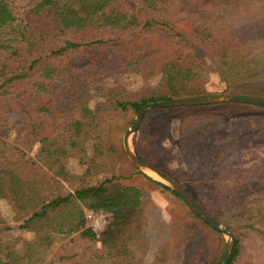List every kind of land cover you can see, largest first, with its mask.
I'll list each match as a JSON object with an SVG mask.
<instances>
[{
    "label": "trees",
    "instance_id": "trees-1",
    "mask_svg": "<svg viewBox=\"0 0 264 264\" xmlns=\"http://www.w3.org/2000/svg\"><path fill=\"white\" fill-rule=\"evenodd\" d=\"M255 1L40 0L20 8L14 0H0V199L19 220L1 225L0 216V264H171L162 220L153 239L148 236L149 192L108 174L119 146L108 134L109 121L147 102L206 94V60L217 66L222 92L264 94L247 88L264 81L261 59L250 45L264 44V28L256 39L248 34L249 23L262 21L242 23L236 17ZM117 72L139 74L143 86L131 92L107 85V76ZM227 104L264 111L247 103L206 105ZM255 114L240 116H261ZM219 119V114L181 116L179 148L199 149L197 143ZM70 155L84 165L81 172L67 170ZM60 182L71 190L55 192ZM229 187L224 183L221 189ZM193 199L226 224L214 204L220 203L217 197ZM84 209L105 216L99 232L86 225ZM14 228L33 235L24 239L11 233ZM73 233L81 245L66 242L51 252L55 236ZM241 250L235 238L228 264H252ZM211 264H220V255Z\"/></svg>",
    "mask_w": 264,
    "mask_h": 264
},
{
    "label": "rangeland",
    "instance_id": "rangeland-1",
    "mask_svg": "<svg viewBox=\"0 0 264 264\" xmlns=\"http://www.w3.org/2000/svg\"><path fill=\"white\" fill-rule=\"evenodd\" d=\"M14 1L20 8H29L40 0ZM167 11L176 12L171 6L167 7ZM263 11L264 0H256L246 9L236 13V17L242 23L248 20L262 21L261 24L249 23L248 28H252L248 31L251 40L259 36L257 34L260 28H264ZM250 45L256 48L255 53L261 59L258 67L263 70L264 44L257 42ZM206 69L209 74L206 94L227 93L221 91L222 87L218 83L217 66L206 60ZM115 83L123 85L127 91L134 92L141 89L143 79L136 73L117 72L108 75L106 84L110 86ZM247 88L258 89V92H261L264 90V81L248 84ZM250 95L264 98L263 93ZM188 113H196L198 116L211 114L220 116L210 136L205 135V140L197 143L199 149L179 148L178 121L181 116ZM245 113L247 115L257 113L261 116H255L250 120L240 116ZM135 115L132 110H128L109 121L108 134L111 133L112 141L119 142V146L111 158L114 170L108 174L113 173L121 178L120 181L136 184L149 192L150 203L146 220L148 236L153 239L159 231L156 225L162 220L168 234L164 244L172 251L171 264H211L219 255L221 262L223 235L203 224L171 189L170 191L155 184L153 181L156 180L138 169L128 159L122 146V136ZM130 142L140 159L156 166L179 182L182 187L185 185L187 189L183 188L188 194L187 190L192 192V196L189 194L192 199L199 195L217 197L220 203L214 204L217 209L224 212L226 220V224L220 223L233 234L234 239L240 240L243 259L252 264H264V218L258 216L264 215V111L261 112L257 107L232 104L182 106L169 108L160 113L150 111L145 114L137 131L131 135ZM33 151L26 152V158L32 157ZM66 167L71 173H79L84 165L80 164L76 156L70 155ZM102 175V172H97L96 177L102 178ZM40 178L45 181L47 176ZM224 183L230 185L227 192L221 189ZM54 189L59 193L71 190L68 184L61 182L56 183ZM85 211L87 209H84V216ZM98 214L101 224L96 230L85 216L86 225L96 232L105 224V216L101 212ZM0 216L4 220V224L1 225L11 226L19 223V220L14 219L10 204L4 199H0ZM11 233L24 239H29L33 235L31 231L16 228ZM74 235L75 233L70 236H55L51 252L56 253L61 244L66 242L73 246L81 245ZM72 237L75 239L74 242Z\"/></svg>",
    "mask_w": 264,
    "mask_h": 264
},
{
    "label": "water",
    "instance_id": "water-1",
    "mask_svg": "<svg viewBox=\"0 0 264 264\" xmlns=\"http://www.w3.org/2000/svg\"><path fill=\"white\" fill-rule=\"evenodd\" d=\"M247 103V104H256L264 106V98L251 96V95H242V94H233V93H219V94H205L198 96H188V97H179L172 98L167 100H159V101H151L143 104L138 111L131 123V125L126 129L122 136V146L128 157V159L141 171L146 172V174L152 179L160 182L168 187L178 195L183 202L190 208V210L197 215L202 221L207 223L214 230L218 231L224 237V247L223 253L221 257L220 264H228L232 248L234 245L233 234L219 221L214 219L211 215H209L201 206H199L185 191V189L173 179L168 174L164 173L156 166L143 161L140 159L131 146L130 137L131 135L137 131L139 124L145 115V113L152 108L163 107V108H171V107H182V106H195V105H206V104H215V103ZM155 175H152L151 173Z\"/></svg>",
    "mask_w": 264,
    "mask_h": 264
},
{
    "label": "built area",
    "instance_id": "built-area-1",
    "mask_svg": "<svg viewBox=\"0 0 264 264\" xmlns=\"http://www.w3.org/2000/svg\"><path fill=\"white\" fill-rule=\"evenodd\" d=\"M98 212H94L92 210L85 211L86 218L91 222V226L94 230L98 229L100 227L101 221L100 218H98Z\"/></svg>",
    "mask_w": 264,
    "mask_h": 264
},
{
    "label": "bare ground",
    "instance_id": "bare-ground-1",
    "mask_svg": "<svg viewBox=\"0 0 264 264\" xmlns=\"http://www.w3.org/2000/svg\"><path fill=\"white\" fill-rule=\"evenodd\" d=\"M151 173V172H150ZM151 174H153V175H155L154 173H151ZM156 176V175H155Z\"/></svg>",
    "mask_w": 264,
    "mask_h": 264
}]
</instances>
